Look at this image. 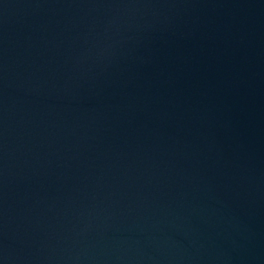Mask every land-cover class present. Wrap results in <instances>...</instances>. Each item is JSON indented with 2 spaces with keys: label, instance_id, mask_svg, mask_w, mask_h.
I'll list each match as a JSON object with an SVG mask.
<instances>
[{
  "label": "water",
  "instance_id": "1",
  "mask_svg": "<svg viewBox=\"0 0 264 264\" xmlns=\"http://www.w3.org/2000/svg\"><path fill=\"white\" fill-rule=\"evenodd\" d=\"M0 264H264V0H0Z\"/></svg>",
  "mask_w": 264,
  "mask_h": 264
}]
</instances>
